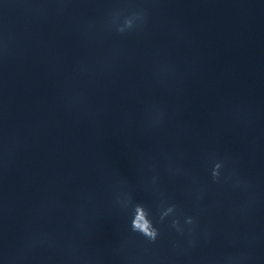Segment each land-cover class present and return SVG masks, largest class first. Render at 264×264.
<instances>
[{
    "label": "clouds",
    "instance_id": "9594fccd",
    "mask_svg": "<svg viewBox=\"0 0 264 264\" xmlns=\"http://www.w3.org/2000/svg\"><path fill=\"white\" fill-rule=\"evenodd\" d=\"M71 0H57V11L64 12L68 7ZM155 2V0H153ZM152 14V9L147 6L136 7L131 9L125 14V11L119 8L111 10L105 23L103 30L107 32H114L118 35L125 36L129 34L142 35L147 31L149 20ZM3 54L8 55V46L5 43L3 45ZM165 111L160 107H151L149 109V118L146 122L147 128L160 127L164 122ZM206 160L211 163V177L214 183L221 182V169L225 168L229 163L227 158L218 159L215 156L206 155ZM231 163H235L231 161ZM3 166L7 168V160L3 162ZM235 176V173H233ZM231 179V178H226ZM153 183L156 181V177L152 178ZM118 186L126 187L118 182ZM234 186L236 187H249V185L239 177L235 178ZM202 198V195L200 196ZM115 207L117 210L125 214L129 219V232L136 236L143 237L149 244L155 243L160 236V230L155 226L151 214V211L145 204L137 202L130 191H119L115 195ZM177 212L176 205H169L167 208L160 212L159 220L163 222L166 217H173L171 220V227L181 236L185 233V228L181 225L178 216L174 215ZM184 224L188 227V246H195L194 233L196 232V219L193 216L185 217ZM77 227L83 228L84 225L81 220L77 221ZM48 244L49 246L54 244L53 237L49 233H36L30 236L26 242L25 248L27 250L32 249L38 245ZM231 260V258H229Z\"/></svg>",
    "mask_w": 264,
    "mask_h": 264
}]
</instances>
